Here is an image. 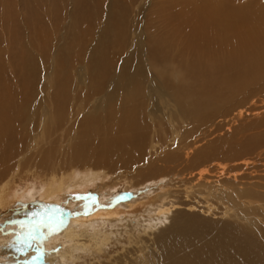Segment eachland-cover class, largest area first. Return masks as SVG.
I'll return each instance as SVG.
<instances>
[{"label":"bare ground","instance_id":"obj_1","mask_svg":"<svg viewBox=\"0 0 264 264\" xmlns=\"http://www.w3.org/2000/svg\"><path fill=\"white\" fill-rule=\"evenodd\" d=\"M142 1L145 0H128V3L133 9ZM75 2L69 9L64 0H16L15 4L12 0H0L1 29L7 37L9 35L5 40V35L3 39L0 33V184L16 164L21 170L33 168L36 175H42L43 182H35L34 189H28L26 197L31 199L29 193H32V199L36 195L47 204L66 197L73 192L71 189L85 191L99 179H107L109 174L112 187L119 184L116 181L113 184L114 175L119 181L128 180L127 189L139 191L137 187L163 175L158 163L167 167L171 164V168L179 162L183 165L182 157L193 150L187 148V144L192 141L196 144L202 133L207 132L203 130L208 122V110L221 104L227 95L218 89V84L230 87L235 80L264 74V0H165L157 8L162 12L157 18L165 13L175 22L169 28V34L177 37L183 32L181 38L184 41L175 38L176 42L149 41L150 37L141 43L143 39L138 37L132 52L122 34L112 37L114 32L123 30L122 16L115 12L106 18L105 28L94 44L100 42L94 51H86L88 55L81 43L88 34L94 33L96 21L93 17L96 14L87 0ZM96 6L98 12L100 5ZM64 9L73 14L70 19L77 28L75 30L82 26L81 31L84 29L88 34L85 36L82 32L75 43L71 41L66 44L67 48L51 52V46L55 47L53 41L61 40L57 33L64 29L62 19L69 17V14L65 16ZM127 11V8L122 9L124 13ZM133 32L138 35L136 28ZM36 51L40 53L37 55ZM120 55L123 56L121 64L115 65L112 60ZM9 66L13 71L10 75L7 74ZM56 73L60 75L57 78ZM72 73L75 79L71 80ZM89 74L103 81L89 85ZM246 112L250 111L238 106L232 113L238 116L246 115ZM252 112L254 115L257 111ZM238 117L233 120L238 121ZM48 127L53 136L59 130L62 135L65 133L59 146L55 143L58 138H55L46 152L28 156L40 140H47L44 136ZM198 129L200 133H196ZM197 136L200 138L193 139ZM217 143L223 145L217 141L206 150L200 149L198 163L194 168L189 166L192 169L188 174L183 173L176 181L183 196L178 193L179 197L172 194L163 197L156 189L139 196L140 192H137L136 197L116 205L115 209L102 205L92 215H84L86 218L66 216L52 227L54 235L51 238L46 235L51 234L52 228L40 223L46 228L40 227L37 233L39 249L43 245L51 248L48 240L59 241L62 246L43 261H32L26 255L25 242L20 235L0 232V264H76L85 255L100 258L109 252L108 246L128 230H122V227L128 226L131 216L138 220L135 225L144 227L141 234L135 236L130 232L128 246H124L118 255L97 264H197L205 255L215 259V264L219 257L227 258V252L229 260L217 264H240L235 256L232 258V250H227L229 246H226L223 232L217 231L194 246L182 239L191 227L188 221L199 217L208 224L210 221L213 229L222 228L219 223L227 221L246 227L261 224L241 216L242 209L237 201L247 194L246 190H264V159L260 158L264 154L257 155L259 161L254 158L250 165L252 157L247 159L241 154L245 159L239 156L242 158L239 161L236 158L241 153L239 148L224 152L225 156L236 158L234 161L238 162L226 166L225 173H232L233 178L226 180L221 176V179L220 175H215L218 171L211 172L219 165L214 168L215 164L211 163L213 168L209 170L206 168L209 165L205 164L217 153ZM203 156L208 160H203ZM174 168L178 170L177 166ZM247 169L251 171L246 172ZM249 178L256 179L251 181ZM242 180L247 181L240 183ZM158 181L162 184L164 178ZM2 187L7 188V183ZM8 189L0 190V222L8 217L28 219L42 215L35 206L4 215L1 210H6L18 199L19 190H23ZM227 201L231 206L224 208H216L214 203L225 204ZM117 224L121 228L113 227ZM161 224L166 227L158 228ZM186 244L192 247L178 248ZM191 250L194 253L190 254ZM244 258L241 263L247 262V256ZM179 259L187 262L182 263Z\"/></svg>","mask_w":264,"mask_h":264},{"label":"rangeland","instance_id":"obj_2","mask_svg":"<svg viewBox=\"0 0 264 264\" xmlns=\"http://www.w3.org/2000/svg\"><path fill=\"white\" fill-rule=\"evenodd\" d=\"M64 1H65V7L69 8L71 6V4L76 3L75 1H77V0H64ZM164 1L165 0H151V1L145 0V1H142V3L135 5L134 6L135 9L134 8L132 9V7L129 6L128 0H100V1L87 0L88 6L91 7L93 9V11H95L94 13L97 16V17L96 16L93 17V20L96 21V24L93 27L94 33H92L90 35L87 33V31H84V29L81 31L82 26H81V29L75 30L77 28L73 27V20L70 19V17H72L73 14L70 13L69 10L66 11V9H67L66 8V9H64V14L66 13L65 16L67 14H69L68 15L69 17L66 20L62 19L61 22H62V26L64 27V29L61 30L59 33H57L58 36L61 38V40L55 39L53 41V43L55 44V47L51 46V52H53L54 50H56L58 48L59 49H62L64 47L67 48L66 44L70 43L71 41L73 43H75V41L80 39V36L82 35V32H83V35H84V33H85V36L87 34L88 35L84 38V41H82L81 46L84 45L85 54L88 55L86 53V51L87 52H89L91 50L94 51L96 49V46H98V44L100 42V40H98L96 43L97 45L94 44L97 37H99L100 32L102 33L104 28H105L106 18L108 16H112L115 12H117L120 16H122L121 27H123V30L121 29V32H114L112 37H116L119 33H120V35L122 34L123 35V41L127 42L128 48L130 47V52L134 51L135 42L137 41L138 37L143 39L141 43H145V41H147L150 37L151 38L149 41L161 42V41L172 40L173 42H176L175 39H180L181 41H184V39L181 38L183 32L180 35H178L177 37L169 34V28H171V26L174 25L175 22L169 20L165 16V13L162 16H160L159 18H157V15L162 13V12H160V9H157V8L161 4V2H164ZM12 3H13V0H12ZM15 3H16V0L14 1L13 4H15ZM96 4L100 5L98 12L96 11L97 10ZM123 8H127L128 11L126 13L122 12ZM117 19H119V18L117 17ZM81 23H82V19L80 21L79 26L81 25ZM83 26H85V22H83ZM124 27H125V29H124ZM135 28L138 32L137 36H135L134 32H133V29H135ZM1 31L4 33H2ZM124 32L127 34H123ZM0 33H1V36L3 34V36H2L3 39H4V35H5V40L9 37V35L7 37L6 36L7 34H5L6 32L3 29H1V25H0ZM162 36H169V37L166 39V38H162ZM83 42H84V44H83ZM129 42H130V45H129ZM182 44H184V42H182ZM36 53H37V51H36ZM38 53H40V51H38ZM38 53H37V55H38ZM140 58H142V57H139V59ZM122 59H123V56L120 55V56L116 57L115 60H112V62L115 65H120L121 64L120 61ZM41 63H42V60H41ZM44 63H45V68H47V72H48L49 69L47 67V61H45ZM198 65H196L195 67H197ZM40 66H41V69L43 70V74L45 75V71L43 69V67H44L43 63ZM195 67H193V68H195ZM73 70L74 69H72L71 72L74 73ZM12 73H13L12 67L9 66L8 70H7V74L10 75ZM73 73H72V75H70L71 80L73 78L75 79V75H73ZM59 76H60L59 73L55 74L56 78ZM235 77H236V73H235ZM180 78L181 77H179L178 79H180ZM87 80L89 81V83H88L89 85H94L95 82L101 83L103 81L102 79H99V78L94 79L91 74H89ZM177 81L179 82V80H177ZM90 87H92V86H90ZM217 87L220 91L224 92L227 95L224 97L221 104L213 106V108L208 110V122L205 124L206 127L203 130V131L207 130V132L202 133V136L204 138L202 136H200L201 139L196 144L193 143V141L190 144H187V148H190V149L192 148L193 150H191L192 151V153H191V151L189 149L188 150L186 149L187 151H190V153L188 152L189 154L187 156H185L184 158L182 157V160H181L182 163L181 164H183V165H180L179 164L180 162H179L178 164H174V165L172 164L173 168H171V167H169V166H171V164H169V166L167 167L165 163H163V164H165V166L162 165V163H158L161 167L160 172L164 171V173H162L163 175L159 176V178L154 177V179H149L152 182L149 181V183H145L141 187H137L139 189V191L137 189H134V188L127 189L128 184H129L128 180L126 178H124V179H122V181L121 180L119 181V179H116L114 175H112L113 184L115 183V181L119 182V184L116 187H112L110 185L112 183H109V181H110L109 179L111 178V176H110L111 174H109V175H107L108 176L107 179L106 178L103 180L99 179L94 186H92V187L89 186L87 188L88 190L86 189L85 191L80 192V191H77V190L75 191L74 189H71V190H73V192L72 191L69 192L66 197L64 195L60 199H58L56 201H52L51 203H49L50 204L49 205L47 203H44V201L39 196L36 197V195H35L34 198L32 199V197H33L32 193H29L31 199L26 197V194L29 191L28 189H32V190L34 189L33 184L35 182L36 183L43 182L42 175L40 177L38 175H36V173H35L36 170H34L33 168L32 169L26 168L24 170H21L19 168L20 169L19 170V169H17L19 167V165L16 164L13 167V169L11 170V172L9 173L6 180H4V182H2L0 184V190H9L8 187L10 189H12V191H14L15 188H20L23 190H19L20 194L18 193V195H19L18 199L13 200L8 205L7 209L5 210V208H3L1 210V212H5L4 215H9L10 213L14 214L18 211L19 212L22 211L23 209H27L29 207L35 206V208L38 209L42 215H39L35 218H28V219H26V218H24V219L11 218L10 219V217H8L5 220L1 221L2 223L0 222V226H2L0 228V232L6 233V234L12 233V234L20 235V238L25 242L26 255L27 256L29 255V257L32 259V261L35 259H37V260L40 259L43 261V258H44V260L48 259L47 257L51 258V254H53L51 252H58L57 250H59L62 247L61 242L58 241V242L54 243L53 242L54 240H48V242L51 244V246H50L51 248L47 247V245H43L39 249V246H37L38 241H37L36 236H37V233L39 232L40 227L45 229L46 226H48L49 228L57 226L58 223L62 222V219L65 218L66 216H79V217L86 218L87 215H89V216L92 215L95 212L96 208L99 207V209H100V206L102 207V205H104V207H106L108 209H110V208L115 209L122 202H125L126 200H129L131 198L136 197L135 195L138 194L137 192H140L138 194V196H139L140 194L144 193L145 191L147 194H149L151 191L156 189V191H158L159 194L163 195V197L168 196L170 194H172L173 197H176L175 195H177V197H179L178 193L181 194V192H179V191H181V189L180 188L178 189V186H176L177 185L176 181H178L181 178L183 173L188 174V171L192 169L189 166L192 165L193 168L195 167L194 165L198 163L197 156H199L198 154H199L200 149L206 150L205 148L210 146V144L212 142L213 143H216L217 141H219V143L223 142V145L221 143L220 144L217 143L215 145L218 147V148L215 147L217 150V153L220 152L222 155L219 153L221 155V157H219V154H218L217 156L219 158L217 157L216 158L217 160L214 159L217 153L214 154V156H212L213 158H211V159H213V160H211L210 158L208 160L207 157L203 156L202 159L208 160V163L206 162L205 164L209 165V166L206 167L205 164H203V165L206 168H209V170L213 167L216 168V166L219 165L216 168L217 170L215 169V172H214V169H211L212 174L213 173L215 174L216 171H218L215 175H220V177L222 176L226 180L232 179L233 178L232 173L228 172L229 174L227 175V173H225V172L228 170L227 168L230 166V164H234V163L238 162V160L234 161V160H236V158L237 159L239 158V161H240V160H242V158L245 159L246 156H247L246 157L247 159L252 157L251 159H249L250 160L249 162L251 165V163H254L252 161H255L257 158H259V156L257 157V155L264 154V74H258L256 76L247 77V79L242 78L241 80H235L234 83L230 87H226L225 84H218ZM55 89H56V85H55ZM254 99H255V101H254ZM223 101H224V103H223ZM249 102H251V103H249ZM250 104H252L253 106L252 105L250 106ZM238 106H244L251 113L249 112L250 114L249 113L247 114V112H246V115H244V113H245L244 112L243 114L238 115L239 117H241L243 115L240 119L237 115H234L232 113L233 111H235V109ZM251 110L252 111L256 110L257 111V112H255L256 114L253 115V112ZM68 115H71V112H68ZM235 116L239 118V119L237 118L238 121L233 120V118L236 119ZM227 117H230V119ZM228 120H231V121L228 122ZM232 120L234 122L233 125L231 123ZM229 123L232 125V127ZM49 127H48V130L46 132V136H44V138H46L47 140H43V139L40 140L39 144L37 145V148H35V147L31 148V150H30L31 152L30 151L28 152V156H32V157H34V155L39 156L41 153L46 152V150L48 148H50V145L55 142V138H58V141L55 142L56 144L59 142L60 138H64L65 133L63 134L64 135L63 136L61 133L62 130H59L58 132H60V131L61 132L60 133L57 132L53 136L50 133ZM52 127L53 126L51 125V128ZM230 127H231V129H230ZM200 132H201V130L198 129V131L196 133H200ZM183 133L184 132H182L178 136V138H180L183 135ZM203 134L204 135L206 134V136H204ZM51 136H53V137L51 138ZM48 137H49V139H48ZM200 137L197 136L193 139L197 140ZM199 143H201V144H199ZM191 144L192 145L194 144V145L191 146ZM257 144H258V146H257ZM63 145H65V143H63ZM58 146H59V143H58ZM219 147H221V148H219ZM234 147L239 148L241 150L240 155H238L236 158H232V157L230 158V157H227L224 155V152H226V151L228 152V150H230ZM253 147H256V148H253ZM211 148H213V147H211ZM37 152H39V153L37 154ZM197 152H198V154H197ZM214 153H215V151H214ZM190 154H192L191 157H189ZM195 154H197V155L195 156ZM241 154L245 157L241 156ZM239 156H241L242 158H240ZM186 157L189 159H187ZM223 157H225V159ZM226 157H227V160H226ZM220 158H222V159H220ZM254 158H255V160H254ZM260 158H261V160H263L264 155H263V157H260ZM184 159H186V161H184ZM195 160H196V162H195ZM257 161H259V159H257ZM222 162L223 163L225 162L226 164L225 163L223 164ZM231 162H234V163H231ZM211 163L212 164L214 163L215 165L213 164L214 166L212 167V165H210ZM174 166H177L178 170L176 169V171H175ZM184 166L186 167V169H182ZM226 166H227V168H226ZM141 167H143V166H141ZM163 167L166 168V170L170 168L169 170L171 172L169 170L166 171ZM220 167H221V169H220ZM224 169H226V170L224 171ZM182 170H184V171L182 172ZM221 170H223V171L220 172ZM249 171H251V169L250 170L247 169L246 172H249ZM186 177L187 176H185V178ZM222 177H221V179H222ZM228 177H232V178H228ZM156 178H157V180H156ZM163 178H164V182L162 184H158L159 183L158 179H163ZM254 179H256V178H249V180H251V181H255ZM246 181L247 180H242V181H240V183H245ZM4 183H7L8 187L3 189L2 184H4ZM104 183L107 185H105ZM22 191H24V192H22ZM246 191H247V194L241 196L240 200L237 201V204L240 205L241 209H242L241 216L253 218L257 221H260L261 222L260 225H258L257 227H246V226L235 225L233 223H228L231 221H227L226 222L227 224L226 223L225 224L219 223L222 226V228L213 229V225L211 224L210 221L208 224V223L202 221V219L199 217V218H194L193 221H188L190 223L191 227L188 228V231L185 235H182V239L185 242L187 241L190 243H194L192 245V246H194V245L201 244V242L207 236L214 235L215 232H217V231L223 232V237H224L223 239H225L227 241L226 246H229L227 248V250L228 251L232 250V258H233V256H235L240 264H264V225H263L264 224V190H254V191L253 190H246ZM182 194H181V196H183ZM214 203L216 204L215 205L216 208L217 207H219V208L223 207L224 208V207L231 206V203L228 201L225 202V204L216 203V202H214ZM238 209H240V208H238ZM215 210L221 211V209H215ZM84 215H86V216H84ZM213 217H214V215H213ZM128 219H129L128 220V222H129L128 226L129 227L128 226L122 227V230L128 229V230H126L127 232L124 231L123 234H120V236H119L120 239L118 238L117 240H114V242L112 244H110V246H108V248H109L108 253L103 254V256H101L100 258H98L96 256L93 259L90 255H85V257H83L84 259H79L78 261H76V264H97V262H99V261L107 260L108 257H113V256L118 255L123 250L124 246L129 245V242H128L129 233L134 232L135 236L136 235L139 236V234H141L140 231L144 228L142 226L139 227V226L135 225L136 222H138V220H137V218H134V216H131ZM40 223H44L46 226L43 224H40ZM111 224L112 223H110V225ZM121 224L122 223H120V225ZM185 224L186 223L184 222V225ZM49 225H52V226H49ZM120 225L117 224L116 227L115 226H113V227L114 228H121ZM165 225L168 226L169 224L166 223ZM165 225L161 224L160 226H158V228H160V227H161V229L163 227L165 228L166 227ZM51 231H52L51 234L49 233L46 235V236H48V238L49 237L51 238L52 235H54V234H52L53 228L51 229ZM137 231H139V232H137ZM118 241H120V242H118ZM51 242H53V243H51ZM192 246H188L186 244V245L179 246L178 248L183 247V248L189 249ZM191 253H194V252L191 250L190 254ZM48 254H49V256H48ZM226 255H227V258L219 257L216 260L217 262L215 264H217L223 260H229V253L227 252ZM244 256H247V262L241 263L240 260L245 259ZM192 258H193V256H191L189 261ZM179 261H181L182 263L187 262V261H184L182 259H179ZM214 261H215V259L210 258V255H205L204 257H201L199 259L197 264H214ZM175 264H177V262Z\"/></svg>","mask_w":264,"mask_h":264}]
</instances>
